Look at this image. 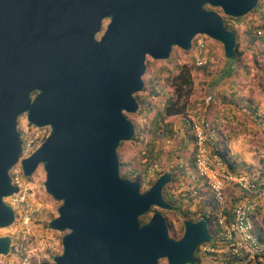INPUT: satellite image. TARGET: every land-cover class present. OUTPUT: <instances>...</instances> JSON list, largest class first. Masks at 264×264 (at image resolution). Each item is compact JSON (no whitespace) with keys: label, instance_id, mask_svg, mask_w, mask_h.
<instances>
[{"label":"water","instance_id":"water-1","mask_svg":"<svg viewBox=\"0 0 264 264\" xmlns=\"http://www.w3.org/2000/svg\"><path fill=\"white\" fill-rule=\"evenodd\" d=\"M257 2L0 0V228L13 222L3 198L13 192L8 170L19 162L24 176L41 165L43 189L59 202L47 227L64 232L60 253L36 264L195 263L196 248L211 238L203 219H184L176 239L160 212L139 221L152 206L172 208L161 193L171 174L160 173L144 191L120 176L116 148L134 134L124 113L137 109L146 56L167 59L173 46L189 51L204 35L234 59L235 34L221 14L238 18ZM22 114L48 129L24 157ZM9 243L0 236V254Z\"/></svg>","mask_w":264,"mask_h":264},{"label":"rangeland","instance_id":"rangeland-1","mask_svg":"<svg viewBox=\"0 0 264 264\" xmlns=\"http://www.w3.org/2000/svg\"><path fill=\"white\" fill-rule=\"evenodd\" d=\"M257 9H261L262 13L264 12L261 0L254 10ZM218 10L217 12L221 14L220 9ZM249 12L238 17L239 20L228 19L227 23L234 29L239 47L244 50L245 48H251L253 50L251 54L245 52V56L239 59H226L223 56L222 46L218 41L204 35H196V39L203 43L208 57V63L204 67H196L193 64V54L197 53V50L193 47V41L189 51L173 46L167 59L156 60L146 56L145 68L141 75L143 88L134 93L140 95L143 103H138L137 109L133 113H124L134 127V134L130 140L121 142L116 148L119 174L128 175L126 178L129 179L137 177L138 181L142 180L143 184L140 186V190H145L149 187L147 180L153 178L156 172H171L172 176L164 185L162 191L167 198L172 200L173 207L171 209H161L152 206L145 213L146 218L143 222L147 221L153 212H160L166 217L167 223L176 231L177 237L183 229L182 219H187L184 217L187 205L185 204L186 200L179 199L176 196L175 190L179 183L187 182L186 174L191 169L193 149L191 137L187 130L182 127V118L186 114H195V106L202 103L201 98L206 94L211 96V100L205 108L204 116L208 111L213 112V110H216V107L217 112L221 110L218 108V104L226 103V101L236 99L235 101L242 100L246 102L249 98L253 99L258 95H264V42L253 36V28L254 30L257 29L259 23L254 20L255 12ZM247 56L250 57L255 69L254 71L249 70V66L246 64L241 75L245 79L243 78L244 80L241 82V80L238 81L237 77H234L237 68L235 64L242 63L241 61ZM244 62L246 63L247 60L245 59ZM181 69L182 71L183 69L188 70V72H183L187 77V83H183L180 78H174ZM223 76L225 78L221 79ZM215 86H220V88L214 90ZM223 87L225 88L222 89ZM256 88L259 90L256 91ZM220 90H223V93ZM166 100H174L169 106L170 114L168 115L163 112ZM20 125H26L24 115L17 118V130ZM167 128H169V132H167ZM151 129L156 132L155 138H153L154 134ZM150 141L154 144L152 154L155 155V159L153 161L142 154L143 147ZM33 149L31 148L25 154H29ZM251 168L252 170L236 165L234 170L240 169L238 172L255 179L256 173L253 171V167ZM144 172L146 175L143 174ZM34 175L36 178L37 200L43 206L38 216L40 226H37L38 231H45L47 235L55 236L58 241L54 250H49L43 256L37 258L35 262L38 263L39 261H51V256L60 253V238L64 232H56L45 227V223L52 216H56V208L59 202L54 201L45 193L43 189L44 172L40 164L37 166ZM23 180L29 181L30 178L23 176ZM204 196L208 195L205 194ZM189 201L193 203V201ZM194 202L195 204L188 209L186 216L195 220L205 211V205L198 200ZM16 220L17 215H14V221L10 225L0 228V236L6 235L13 241ZM210 228L212 229V227ZM210 240H213V237ZM196 250L194 254L199 253L198 255H200L199 246ZM216 262V257L213 260L210 257H204V259L200 257L197 261L195 260L194 264H216ZM156 264H166L165 259H158Z\"/></svg>","mask_w":264,"mask_h":264},{"label":"built area","instance_id":"built-area-1","mask_svg":"<svg viewBox=\"0 0 264 264\" xmlns=\"http://www.w3.org/2000/svg\"><path fill=\"white\" fill-rule=\"evenodd\" d=\"M261 1L264 10V0ZM254 11V20L259 23L255 33L264 42V12L260 14L261 9ZM193 42L197 50L193 54V64L203 67L208 63L204 45L196 37ZM210 100L209 95L203 98L204 103ZM181 124L192 139V164L186 174L187 182L177 185L176 196L193 201L189 208L197 200L205 205V210L212 214L210 235L219 243L218 246L211 245L212 240L203 243L199 247L201 253L214 254L220 259L222 256L224 261L217 264H245L250 260L264 263V240L259 241L255 231L256 224L264 215V185L256 184L248 175L228 167L223 157L210 146L207 121L192 113L186 114ZM18 131L20 157H23L28 155L25 152L41 142L48 129L26 122L25 126H19ZM35 172L36 169L31 175L24 176L19 162L8 170L13 192L3 200L12 208L13 216L17 215V220L14 240H10L7 253L0 254V264H36L37 258L54 250L58 242L55 236L38 231V216L43 206L36 196ZM23 176L30 180H23Z\"/></svg>","mask_w":264,"mask_h":264},{"label":"crops","instance_id":"crops-1","mask_svg":"<svg viewBox=\"0 0 264 264\" xmlns=\"http://www.w3.org/2000/svg\"><path fill=\"white\" fill-rule=\"evenodd\" d=\"M241 51V57L245 56V52L248 54L253 52L251 48L241 49ZM245 59L247 60L246 63L244 62ZM241 62L235 64L237 68L234 77L243 82L245 78L241 75L246 64L249 66V70L254 71L255 68L249 56L244 57ZM224 78V76L221 77V79ZM219 88L220 86H215L214 90ZM258 90L256 88V91ZM220 92L223 93V90ZM204 96L201 98L202 103L194 108L197 113L194 112L208 122L207 133L210 137V146L214 149L225 150L226 155L235 166L238 165L251 170L253 167L256 178L252 181L264 185V95H258L253 99L249 98L246 102L235 101L236 99L226 101V103L218 104V108L221 110L217 112L216 107V110L208 111L205 116V108L208 103H204ZM236 171H240V169ZM262 230H264V223L261 219L256 224L255 231L258 233Z\"/></svg>","mask_w":264,"mask_h":264},{"label":"trees","instance_id":"trees-1","mask_svg":"<svg viewBox=\"0 0 264 264\" xmlns=\"http://www.w3.org/2000/svg\"><path fill=\"white\" fill-rule=\"evenodd\" d=\"M258 2H260V0L258 1ZM257 5H258V3H257ZM206 8H211V9H214V10H216V11H219L218 10V8H212V7H209V6H205ZM254 9H255V7L249 12V13H251L252 11H254ZM255 12V11H254ZM262 13V10L260 11V14ZM255 14V13H254ZM221 17H222V21H223V24H224V27L226 28V29H228V30H231V31H233L234 32V34H235V45H234V51H235V59H239L240 57H241V55H242V51H241V48L239 47V43H238V40H237V35H236V33H235V31H234V29L232 28V27H230L229 25H228V23H227V20L228 19H230V20H239L240 18H233V17H228V16H225V15H222L221 14ZM255 30H256V28H255ZM255 30H254V28H253V36L256 38V39H258L259 41H262L263 42V39L262 38H258L257 36H256V33H255ZM196 37V36H195ZM207 65V64H206ZM206 65H204V66H206ZM203 66V67H204ZM183 72L185 73V72H188V70L186 71V69L184 70L183 69V71H182V69L179 71V73H177L175 76H174V78H180V80H182V82L183 83H187V77L185 76V74H183ZM134 98L136 99V101H137V103H140V104H142L143 103V101L141 100V98H140V95L139 94H134ZM173 101L174 100H166V104L163 106V112H164V114L165 115H168V114H170L169 113V106L173 103ZM197 106H199V105H197ZM196 114V113H195ZM158 130H157V127H156V132H157ZM170 130H169V128H167V132H169ZM151 132L154 134L153 135V138H155L156 137V132H154V130L153 129H151ZM135 137V136H134ZM191 137V136H190ZM191 139V138H190ZM192 140V139H191ZM121 144V142L118 144V145H120ZM215 150L223 157V159L225 160V162L227 163V165H228V167L230 168V169H234V167H235V165H233V163L231 162V160L228 158V156L226 155V151L224 150V151H222V150H220L219 148H215ZM154 151V144L152 143V141H150L148 144H146L144 147H143V150H142V154L145 156V157H147V158H149L151 161H153L154 159H155V155H153L152 154V152ZM191 164H192V162H191ZM164 172V171H163ZM169 172V171H168ZM160 173H162V172H156L155 173V175H154V177L153 178H150V179H148L147 180V182L149 183H147V185H149L150 186V184L154 181V179L156 178V176H158ZM144 175H146V173L144 172L143 173ZM170 174H171V172H170ZM120 176L121 177H127L128 175H125V174H120ZM171 176H172V174H171ZM134 180H137L138 181V179H137V177H134ZM143 184V181L142 180H140V186ZM164 187V186H163ZM166 187V186H165ZM163 189V188H162ZM161 193H162V197L164 198V200H166L167 202H169V203H172V200L170 199V198H167L166 197V195L165 194H163V191L161 190ZM185 204L187 205V207H185L186 208V210L184 211V214H185V218H187V219H191V218H188L187 216H186V214L188 213V209H189V207L191 206V202L190 201H186L185 202ZM196 204H198V203H196ZM192 213V212H191ZM146 215L145 214H143V215H141V216H139V221L141 222V223H143V221H144V219L146 218L145 217ZM201 217H202V219L206 222V225H207V229H208V231L211 233L212 232V229L210 228L211 227V218H212V214H210V213H208L206 210L204 211V212H202L201 213V215H200ZM53 217V216H52ZM51 217V218H52ZM50 218V219H51ZM261 219H262V221H263V223H264V215L261 217ZM195 220H198V218L197 219H195ZM166 226H167V231H168V234H169V236H171V237H173V238H176L177 236H176V231L173 229V227L170 225V224H168L167 222H166ZM45 227H47V223H45ZM257 234V238H258V240L259 241H263L264 240V230H262V231H260V232H258V233H256ZM213 241V240H212ZM211 241V245H213V246H218L219 245V243L217 242V241H213L212 242ZM197 251V250H196ZM199 254V253H198ZM197 253H195V260L197 261V259H199L200 257H203V259H204V257L206 258V257H210L212 260L214 259V254H203V253H201L200 255H198ZM54 256V255H53ZM53 256H51L50 258H52ZM263 256H264V254H263ZM216 260H217V262L218 261H224V259L222 258V256H221V259L220 258H217L216 257ZM217 262H216V264H217ZM245 264H264V263H258L256 260L254 261V260H250L249 262H247V263H245Z\"/></svg>","mask_w":264,"mask_h":264},{"label":"flooded vegetation","instance_id":"flooded-vegetation-1","mask_svg":"<svg viewBox=\"0 0 264 264\" xmlns=\"http://www.w3.org/2000/svg\"><path fill=\"white\" fill-rule=\"evenodd\" d=\"M106 22H107V20H105V19H103L102 21H101V29H100V31L99 32H97V33H95L94 34V38L95 39H97V38H99V36L101 35V33H102V30H103V28H104V26H105V24H106ZM22 115H24V114H22ZM21 115V116H22ZM24 157V156H23ZM37 168V167H36ZM126 178V177H125ZM131 180H134V179H131ZM139 180V179H138ZM135 181H137V180H135ZM138 182V184H139V191H144V190H140V181H137ZM148 188V187H147ZM146 188V189H147ZM145 189V190H146ZM171 204V203H170ZM172 205V204H171ZM172 207H173V205H172ZM164 219H165V223L167 222V220H166V217L164 216ZM184 219H182V221H183ZM188 220H191V221H195L194 219H188ZM181 224H182V222H181ZM182 227H183V224H182ZM182 231H183V229H182ZM181 234H182V232H181ZM181 234L177 237V238H179L180 236H181ZM176 239V238H175ZM158 261V260H157Z\"/></svg>","mask_w":264,"mask_h":264},{"label":"clouds","instance_id":"clouds-1","mask_svg":"<svg viewBox=\"0 0 264 264\" xmlns=\"http://www.w3.org/2000/svg\"><path fill=\"white\" fill-rule=\"evenodd\" d=\"M192 41H193V39H192ZM191 46H192V42H191ZM199 220V219H198ZM196 221V220H195ZM209 232V231H208ZM209 234H210V232H209ZM202 245V244H201ZM200 247V246H199Z\"/></svg>","mask_w":264,"mask_h":264}]
</instances>
